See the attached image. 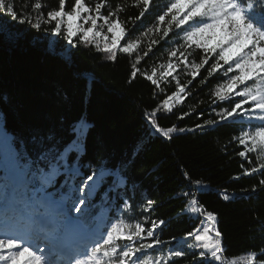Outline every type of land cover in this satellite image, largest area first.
I'll return each instance as SVG.
<instances>
[{
  "label": "trees",
  "instance_id": "trees-1",
  "mask_svg": "<svg viewBox=\"0 0 264 264\" xmlns=\"http://www.w3.org/2000/svg\"><path fill=\"white\" fill-rule=\"evenodd\" d=\"M85 1L93 5L98 0ZM157 1L150 0L140 20L135 17L143 5L135 0H106L102 9L118 12L126 37L141 40L140 55L152 40L158 41L137 64L148 74L159 66L167 39L178 30L173 25L167 37L143 35L154 13L160 14ZM41 2L46 5L42 8L45 14L59 4V0ZM14 3L19 12L26 10L22 5L31 11L34 0ZM73 3L67 0L66 10ZM255 13L260 16L264 9L257 6ZM53 26L36 29L0 13V163L23 155L38 171L48 168V155L56 159L65 152L66 160L60 163L56 184L50 188L56 197L69 193L79 180L76 168L87 175L107 170L80 219L91 226L108 206V219L114 222L140 223L146 231L155 222L154 236L136 242L162 241L137 254L144 259L152 257L154 264L157 260L159 264H219L208 253L201 257L202 249L186 247L193 243L186 234L205 218L191 212L196 200L216 214L228 264H247L252 251L264 249V185L259 183L264 180V170L246 175V170L259 166L260 159L252 152L246 157L238 154L245 147L235 138L249 123L239 116L220 120L219 114L240 98L221 101L215 96L218 86L227 80L223 69L208 76L216 55L209 54L208 64L195 79L190 69L183 73L180 83L187 85L185 98L169 112L162 108V101L177 86L157 88L139 74L129 82L137 52L118 51L113 61L95 42H82L78 36L69 43L52 32ZM202 56L203 50L195 47L192 61L199 63ZM157 108L161 109L156 111L157 123L177 128L170 139L150 123V113ZM208 120L216 123L208 125ZM181 128L184 131H179ZM0 183L10 188L6 179L0 178ZM225 195L228 200L223 199ZM17 196L21 212L32 210L26 192H17ZM123 198L129 206L118 214L114 205H125ZM175 250H184L186 255H171Z\"/></svg>",
  "mask_w": 264,
  "mask_h": 264
},
{
  "label": "snow or ice",
  "instance_id": "snow-or-ice-1",
  "mask_svg": "<svg viewBox=\"0 0 264 264\" xmlns=\"http://www.w3.org/2000/svg\"><path fill=\"white\" fill-rule=\"evenodd\" d=\"M66 3L67 0H59L58 7L48 10L45 14L42 8L46 5L42 4L41 0H34L31 11L27 10L26 5H22L26 9L24 12L17 10L14 0H0V13L36 29H40L42 25H54L52 32L64 36L69 43H73V38L78 36L82 42H95L97 49L107 53L113 61L117 58L118 51L124 54L137 52L136 60L131 66L129 82L139 74L157 88L163 80L173 77V73L181 64L190 68V74L195 79L201 68L208 64L209 54L216 55L215 61L208 69V76H212L221 69L225 77L233 72L238 74L231 75L226 82L218 86L215 96L221 101H230L232 97L240 98L238 102L232 103L230 109L225 108L219 114L220 120L225 121L236 116L247 117L249 129L241 130L239 136L235 138L245 147V150L238 154L246 157L252 152L256 153L260 159L259 166L246 170V175L264 170V13L259 17L255 13L257 6L264 9V0H173L166 6V11L158 15L159 23L149 28L143 35L147 36L154 30L159 31V26L165 22L166 17L170 16L163 36L167 37L175 24L183 32L184 45L181 47L187 50L195 46L203 50V56L201 61L196 63L188 60V55L191 53L185 55V51L173 50L170 55L177 58L179 63L174 65L169 61L166 65H160L159 76L155 67L151 74L142 72L137 67L140 60L148 56L152 50L151 45L158 41L152 40L142 55L138 52L141 44L139 38L125 40V43L121 45V40L127 32L122 27L116 10L110 9L107 14L102 13L106 0H98L93 7H89L85 0H74L68 10H66ZM135 3L143 5V10L140 11L139 16L135 17L136 20H140L148 11L150 0H135ZM98 21H102L100 30H97ZM190 21L192 23H189ZM85 25L89 26L85 27ZM105 27L107 33L111 34L110 41L109 36L103 32ZM98 37L105 41L102 49L96 40ZM225 65L228 67L225 68ZM191 82L189 80L188 84ZM176 84L178 91L162 101V108L169 112L172 110L173 102L182 101L185 98L182 94H185L187 85L181 84L179 79H176ZM241 86H243L242 89L238 91L237 89ZM246 105L248 107H245ZM160 110L157 108L150 113V123L158 133L170 139L177 128L175 126L165 128L157 123L156 111ZM179 118L182 119L183 116ZM252 121H258L259 124L252 128ZM206 123L213 125L216 121L208 120ZM179 131L182 132L184 129L181 128ZM87 181H93V176H87ZM195 183L200 184V181ZM259 183L264 185V180ZM84 187H87L89 191L78 197L80 205H84L88 196L91 195L92 185L85 184ZM79 191L83 192L84 188H80ZM223 199L228 200L229 196L225 195ZM192 205L191 212L201 213L205 218L200 226L186 234L193 240V243L187 244L186 247L202 249L201 257L208 253L212 261L228 264L216 214L203 209L196 200L192 201ZM75 211L81 212V208L75 207ZM163 223L164 221H160V224ZM155 228L156 224L153 222L152 229L147 231V237L154 236ZM47 229V223L43 219H28L23 222L5 220L0 223V264H154L152 257L144 259L137 254L143 253L145 249H152L154 244L162 243L161 240L155 239L153 243L137 245L136 242L143 238L144 227L140 223L133 225L123 220L112 223L106 231H101L98 227L85 243L75 249L62 247L59 244V236ZM41 239L44 242L43 247L39 243ZM171 255L182 257L186 253L184 250H175ZM155 264H159V261L157 260ZM247 264H264V249L259 252L252 251L247 258Z\"/></svg>",
  "mask_w": 264,
  "mask_h": 264
},
{
  "label": "rangeland",
  "instance_id": "rangeland-1",
  "mask_svg": "<svg viewBox=\"0 0 264 264\" xmlns=\"http://www.w3.org/2000/svg\"><path fill=\"white\" fill-rule=\"evenodd\" d=\"M96 2L98 1H95V3ZM157 2L160 5L159 8L157 9V11L159 10L160 14L154 13L151 25L146 26L144 30L145 32L149 28H153L155 25L159 23L157 19L158 15L163 14V12L166 11V6L169 5L171 2H173V0H158ZM86 4L89 7L94 6V4L91 5V4H88L87 2ZM109 10L110 8L107 7L105 10H101V11L103 14H107ZM257 14L258 13H256V15ZM169 19H170V16L166 17L165 22L159 26L160 30L159 31L154 30L152 32H149V35L153 37L163 36V31L167 29ZM97 23H98L97 30H100L99 26L102 24V21H98ZM189 23H192V22L190 21ZM121 25L124 28L122 23ZM88 26L89 25H85V27H88ZM182 27H186V26H182ZM177 29L178 30L173 35V37L170 39H167L168 45L166 46V50L164 51L162 57L158 59L159 66L166 65L169 61H171L174 65L179 63L177 58L171 57L170 55L171 51L180 49L181 51H185V55H188V53L192 54L193 49L195 48V46H193L191 49L185 50L184 48L181 47L182 45H184L183 32L181 31L180 28H177ZM103 32L104 34H107L109 36V41H110L111 34L107 33L106 27L103 29ZM128 39H135V38L126 37L125 35L124 39L121 40V45H123L125 43V40H128ZM96 40L102 44L105 43V41H103V39L99 37L96 38ZM213 46H214V42H213ZM177 55L179 57L180 53L178 52ZM188 60L192 61L191 55H188ZM159 66L156 67L158 76L160 75V72H161V69L159 68ZM189 69L190 68L183 66L181 64V66H179L176 69V71L173 73V77H169L166 80H163L159 87L165 88L166 86H169V85L177 86L176 79H179L180 81L183 73ZM234 74H238V73L237 72L229 73L228 77ZM228 77L226 78L228 79ZM249 84H251V82H249ZM242 87L243 86H241V88L237 90L238 91L241 90ZM176 91H178V86H177ZM185 94H182V95L185 96ZM179 102L181 101L173 102L172 107ZM256 115H259V113H256ZM239 117L246 120L249 123L246 116L245 117L239 116ZM251 123H252V128L255 127V123L259 124L258 121H252ZM248 129H249V125H248L247 130ZM8 138L10 141L13 142L11 135H9ZM249 147H251L250 144H249ZM65 157H66L65 152L59 155V157L56 159L54 158L53 154L48 155L47 156L48 168L46 169L41 168L38 171L32 168L31 164L27 160H25L23 155L18 158H14L11 161L1 162L0 163V178L10 181L11 187L10 189H6L4 186H2V183H0V202L3 203V206H5L3 208L5 212L3 213L2 216H0V222L3 221L5 218L9 222H18V221L23 222L28 219H36V220L43 219L46 222L52 221V226L48 228L47 230L52 232L55 235H58L59 240L66 237V235L68 234V230L66 228L67 223L70 221L73 223L77 222L78 224L76 223L74 225V228H69V233L71 230H75V231L71 232L67 238H69L71 234H74L75 241L76 242L82 241V244L86 242L87 238L91 236L94 230L97 229L98 227L100 228L101 231H106L111 226L112 223H115L119 220H123L125 223H128L125 219H119L115 222L113 221V219L109 220L108 217L110 214V208L108 206H105L104 208L101 209L97 217L96 223L94 225V228L91 230V232H88V233L84 232L85 230L84 225H82L81 222L76 221V217L74 216L80 217L82 211L86 208L87 204L96 195V191L101 186L102 179L108 174V171L101 168L98 171H95L94 173H92L93 181H87V176L89 175H87L83 171H80V168H76L75 173L78 175L79 180H77V182L71 186V190L69 193L62 195L63 199H59L56 196H54L52 193H50V188L56 184V181H57L56 170L59 168L60 163L65 162L66 160ZM85 184L92 185L91 195L88 196V199L85 201L84 205H80L78 202V197L81 195L87 194L89 191L87 187H84ZM82 187L84 188V191L80 192L79 189ZM16 189L17 191L23 190L28 195V202H29L30 208L32 209L29 212L27 213L21 212V208L20 206H18V201H17L18 199L16 198L17 197V192H15ZM14 198H16V200ZM123 201L125 202V205L123 204L121 206L114 205V208L117 209L118 214H121L123 211L128 209L129 202L125 200V198H123ZM66 202L69 203L68 206ZM75 207H80L81 212H76ZM60 210H62L63 213H59ZM64 216L66 218H64ZM142 236L147 237L146 229H145V232L142 234ZM39 243L41 247L44 246V242L42 239Z\"/></svg>",
  "mask_w": 264,
  "mask_h": 264
},
{
  "label": "bare ground",
  "instance_id": "bare-ground-1",
  "mask_svg": "<svg viewBox=\"0 0 264 264\" xmlns=\"http://www.w3.org/2000/svg\"><path fill=\"white\" fill-rule=\"evenodd\" d=\"M76 221H79V222L82 223V221H81L80 219H79V220L76 219ZM76 223H77V222H76ZM76 223H74V225H75ZM77 224H78V223H77ZM73 231H75V230H71L70 233L73 232ZM70 233H69V230H68V235H69ZM71 237H72V236H70L68 240H70ZM59 243H60V245L64 246L66 243H70V241H65V239H64L63 241H60ZM66 247H67V249H74V248H73V245H67Z\"/></svg>",
  "mask_w": 264,
  "mask_h": 264
}]
</instances>
